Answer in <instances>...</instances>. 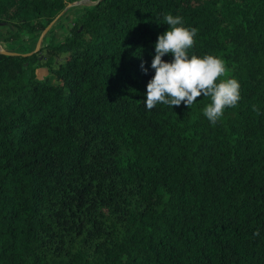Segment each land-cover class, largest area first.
Listing matches in <instances>:
<instances>
[{"label":"trees","instance_id":"16d2710c","mask_svg":"<svg viewBox=\"0 0 264 264\" xmlns=\"http://www.w3.org/2000/svg\"><path fill=\"white\" fill-rule=\"evenodd\" d=\"M75 1L0 0V264H264V0H84L18 49ZM167 14L241 86L216 124L144 105Z\"/></svg>","mask_w":264,"mask_h":264},{"label":"clouds","instance_id":"9594fccd","mask_svg":"<svg viewBox=\"0 0 264 264\" xmlns=\"http://www.w3.org/2000/svg\"><path fill=\"white\" fill-rule=\"evenodd\" d=\"M167 31L159 35L155 43V55L151 62L154 76L146 86L147 110L158 104L179 107L182 103L190 108L198 97L210 98L203 108V116L216 124L227 108H235L241 100L240 84L229 76V69L223 58L205 54L190 55L195 45L197 30L184 26L180 15L167 14L163 17ZM165 56H171L165 61ZM141 70L147 73L144 62ZM257 115H264L257 105L252 106ZM254 236H259L257 230Z\"/></svg>","mask_w":264,"mask_h":264},{"label":"rangeland","instance_id":"374dc122","mask_svg":"<svg viewBox=\"0 0 264 264\" xmlns=\"http://www.w3.org/2000/svg\"><path fill=\"white\" fill-rule=\"evenodd\" d=\"M75 2L76 3L73 5H69L67 7H64L62 9V11L59 13V16L57 17V19L54 21V23H53L54 26L50 29L51 36H53V38H51L53 40V42H54V40L57 41L59 38H61L62 36H64L67 33V26L70 24L71 20L73 18H75L80 13L81 5L84 2L81 0L75 1ZM60 15H61V17H60ZM13 30H14V27L12 25H10L9 23L0 22V38L2 36L10 35ZM50 31H46L43 35H45L46 33L50 32ZM20 35H22V38H23V41L20 39V41H22L23 46L20 43H17V44H19L18 45L19 50H23L24 48H27V47H29V48L35 47L36 38H37L36 33L33 34L32 36H30L29 38L27 37L28 35H26L22 32L20 33ZM24 38H26V39H24ZM39 45H40V43H39ZM38 58H39L40 62H42V61L48 62L49 61V63H51L53 65L57 61L62 59L61 55H54L51 58L46 57L44 50H42L40 52V54L38 55ZM16 60H19V58H17ZM42 72H44V73H37L36 77H42L43 75L46 74L45 69Z\"/></svg>","mask_w":264,"mask_h":264},{"label":"water","instance_id":"95a60500","mask_svg":"<svg viewBox=\"0 0 264 264\" xmlns=\"http://www.w3.org/2000/svg\"><path fill=\"white\" fill-rule=\"evenodd\" d=\"M81 1H84V0H81ZM86 2L88 3H94V2H97V0L95 1H90V0H86ZM76 2H73L69 5H73L75 4ZM69 5H66L65 7L69 6ZM59 16V14H57L47 25L46 27L41 31V33L39 34L38 38H37V41H36V44H35V47L33 48V50L31 52H34L36 51L38 48H39V43L41 41V38H42V35L49 29V27L54 23V21L57 19V17ZM0 52L3 53V54H8V55H17L18 53L16 52H10V51H6V50H3L1 47H0ZM29 52V53H31ZM29 53H26V54H21V55H27Z\"/></svg>","mask_w":264,"mask_h":264},{"label":"crops","instance_id":"0c3cea01","mask_svg":"<svg viewBox=\"0 0 264 264\" xmlns=\"http://www.w3.org/2000/svg\"><path fill=\"white\" fill-rule=\"evenodd\" d=\"M41 33V32H40ZM39 33V34H40ZM39 34H38V36H39ZM38 36H37V38H38ZM28 38L30 37L29 35L27 36ZM26 37V38H27ZM26 38H24V39H26ZM37 38H36V41H37ZM51 38H53V36H51V31L50 32H48V33H46L45 35H43L42 36V38H41V41L43 42V43H46V42H48ZM60 39V38H59ZM58 39V40H59ZM57 40V41H58ZM40 41V42H41ZM56 40H54V42H55ZM56 41V42H57ZM61 57H62V54H61ZM44 69L42 68V67H39V68H36L35 70H34V74H35V76L37 75V73H44V72H42ZM46 71V70H45ZM46 74H47V72H46ZM45 74V75H46ZM45 75H43L42 77H44ZM42 77H38V78H42Z\"/></svg>","mask_w":264,"mask_h":264}]
</instances>
